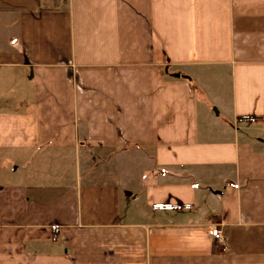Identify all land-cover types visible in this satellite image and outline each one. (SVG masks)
Segmentation results:
<instances>
[{
  "label": "crops",
  "instance_id": "1",
  "mask_svg": "<svg viewBox=\"0 0 264 264\" xmlns=\"http://www.w3.org/2000/svg\"><path fill=\"white\" fill-rule=\"evenodd\" d=\"M0 264H264V0H0Z\"/></svg>",
  "mask_w": 264,
  "mask_h": 264
},
{
  "label": "built area",
  "instance_id": "2",
  "mask_svg": "<svg viewBox=\"0 0 264 264\" xmlns=\"http://www.w3.org/2000/svg\"><path fill=\"white\" fill-rule=\"evenodd\" d=\"M210 236L218 245L224 244V237L219 227H213L210 229Z\"/></svg>",
  "mask_w": 264,
  "mask_h": 264
}]
</instances>
